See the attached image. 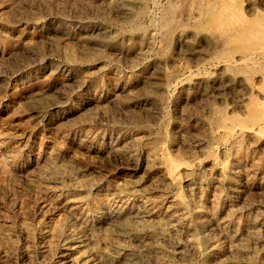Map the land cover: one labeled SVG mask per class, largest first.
Here are the masks:
<instances>
[{
    "label": "rangeland",
    "instance_id": "1",
    "mask_svg": "<svg viewBox=\"0 0 264 264\" xmlns=\"http://www.w3.org/2000/svg\"><path fill=\"white\" fill-rule=\"evenodd\" d=\"M201 1L0 0V264H264V120L249 112L253 99H264V54L230 40L264 0ZM167 6L173 23L178 15L169 30L159 26ZM50 102L58 106L46 115Z\"/></svg>",
    "mask_w": 264,
    "mask_h": 264
},
{
    "label": "bare ground",
    "instance_id": "2",
    "mask_svg": "<svg viewBox=\"0 0 264 264\" xmlns=\"http://www.w3.org/2000/svg\"><path fill=\"white\" fill-rule=\"evenodd\" d=\"M4 1H6V0H4ZM33 1V0H32ZM106 1V0H105ZM126 1H128V2H130V0H126ZM135 1V0H134ZM140 1V0H139ZM155 0H153V2H154ZM180 1V0H179ZM184 1V0H183ZM199 1H201V0H199ZM210 1V0H209ZM258 1V0H257ZM45 2V1H44ZM47 2V1H46ZM49 2V1H48ZM72 2V1H71ZM102 2V1H101ZM168 2H170V1H168ZM190 2V1H189ZM206 2V1H205ZM240 2H242V1H240ZM239 2V3H240ZM13 3V2H12ZM50 3V2H49ZM97 3H98V1H97ZM105 3H107V2H105ZM142 3V2H141ZM181 3H182V1H181ZM199 3V2H198ZM201 3H202V1H201ZM201 3H200V5H201ZM210 3V2H209ZM224 3V2H223ZM234 3V2H233ZM262 3H264V2H262ZM1 4H4V2L3 3H1ZM47 4V6H48V3H46ZM100 4H102V3H100L99 2V4L98 5H100ZM104 4V3H103ZM120 4H123V3H120ZM128 3H126V5H127ZM136 4V3H135ZM134 4V5H135ZM140 4V3H139ZM168 4V3H167ZM173 4V3H172ZM188 4V3H187ZM202 4H204V3H202ZM226 4V3H225ZM225 4H222L223 6L225 5ZM231 4V3H230ZM258 4V3H257ZM261 4V3H260ZM82 5V4H81ZM88 5H91V4H88ZM106 5V4H105ZM108 5V4H107ZM114 5V4H113ZM133 5V4H132ZM145 5V4H144ZM155 5V4H154ZM163 5V4H162ZM199 5V6H200ZM216 5V4H215ZM214 5V6H215ZM234 5V4H233ZM250 5V4H249ZM262 5H264V4H262ZM1 6V5H0ZM46 6V5H45ZM56 6V5H55ZM112 6V5H111ZM123 6V5H122ZM130 6V5H129ZM136 6H138V5H136ZM156 6H157V4H156ZM164 6L165 5H163V8H164ZM172 6V5H171ZM186 6V5H185ZM195 6V5H194ZM228 6V5H227ZM232 6V5H231ZM49 7V6H48ZM48 7H47V9H48ZM58 7V6H57ZM98 7H100V6H98ZM106 7H109V6H105V8ZM113 7V6H112ZM118 7V6H117ZM124 7V6H123ZM122 7V8H123ZM143 7V6H142ZM152 7V6H151ZM174 7V6H173ZM177 7H178V5H177ZM196 7V6H195ZM2 8V7H1ZM53 8H54V6H53ZM86 8V7H85ZM96 8V7H95ZM129 8H131V7H129ZM140 8V7H139ZM161 9H162V7H160ZM183 8V7H182ZM191 9H192V7H190ZM203 8V7H202ZM209 8V7H208ZM207 8V9H208ZM214 8V7H213ZM228 8H230V6H228ZM227 8V9H228ZM20 9V8H19ZM88 9V8H87ZM128 9V8H127ZM133 9V8H132ZM135 9V8H134ZM149 9V8H148ZM174 8H172V7H170V6H167L165 9H164V11L162 12L163 14L161 15V21L159 22L160 23V25L159 26H161L162 27V29H172V27H173V24L176 22V20H177V18H178V15H177V18H176V20L174 21V23H173V20H174V17H173V13L175 12V11H172ZM175 9H176V5H175ZM196 9H198V8H196ZM226 9V8H225ZM224 9V10H225ZM237 9V8H236ZM246 9V8H245ZM57 10H59V9H57ZM89 10V9H88ZM98 10V9H97ZM105 10V9H104ZM107 10V9H106ZM124 10V9H123ZM144 10L145 9H139L135 14H134V16H135V18H139L141 15H143V13H145L144 12ZM163 10V9H162ZM188 10V9H187ZM202 10V9H201ZM242 10V9H241ZM14 11V10H13ZM17 11V10H16ZM19 11H21V10H19ZM19 11H17V13L19 12ZM47 12H48V10H46ZM60 11V10H59ZM96 11V10H95ZM99 11H100V9H99ZM119 11V10H118ZM149 11V10H148ZM147 11V12H148ZM183 11V10H182ZM190 11V10H189ZM208 11H209V9H208ZM207 11V12H208ZM227 11V10H226ZM225 11V12H226ZM231 11H233V9L231 10ZM37 12V11H36ZM51 12H52V10H51ZM55 12V11H54ZM66 12V11H65ZM65 12H63V14H66ZM68 12V11H67ZM86 12H88V11H86ZM85 12V13H86ZM92 13H93V11H91ZM102 14H103V12L104 11H100ZM109 13H110V10L108 11ZM115 12V11H114ZM120 12V11H119ZM122 12V11H121ZM160 12V11H159ZM173 12V13H172ZM176 12H177V10H176ZM191 12V11H190ZM194 12V11H193ZM202 12H204V11H202ZM201 12V13H202ZM224 12V11H223ZM224 12V13H225ZM241 12V11H240ZM19 13H21V12H19ZM18 13V14H19ZM45 13V12H44ZM43 13V14H44ZM58 13V12H57ZM57 13H56V15H57ZM89 13V12H88ZM95 13V12H94ZM105 13V12H104ZM106 13H107V11H106ZM112 13V12H111ZM118 13V12H117ZM183 13V12H182ZM187 13H189V12H187ZM199 13V12H198ZM245 13V12H244ZM53 14V13H52ZM62 14V15H63ZM70 14V13H69ZM108 14V13H107ZM176 14V13H175ZM179 14V13H178ZM194 14V13H193ZM203 14V13H202ZM218 14V13H217ZM243 14V13H242ZM17 15V14H16ZM20 15V14H19ZM22 15V14H21ZM20 15V16H21ZM42 15V14H41ZM47 15V14H46ZM51 15V14H50ZM59 15V14H58ZM78 15V14H77ZM92 15V14H91ZM91 15H89V16H91ZM99 15H100V13H99ZM109 15V14H108ZM147 15H148V13H147ZM159 15V16H160ZM184 15H186V14H184ZM199 15V14H198ZM227 15V14H226ZM225 15V16H226ZM233 15L234 16H230V17H235L236 18V16H237V14H235V13H233ZM236 15V16H235ZM238 15H239V13H238ZM248 15H250V14H248ZM244 16V19H242V23H240L238 26H236L232 31H231V35H230V40L231 41H234V42H241V43H243V48L245 49L246 47L249 49V50H252V51H254V52H260V54H264V11H262V10H259V9H256L255 11H254V13L249 17V16ZM19 16V17H20ZM38 16V15H37ZM60 16V15H59ZM71 16V15H70ZM73 14H72V18H73ZM95 16V15H94ZM105 16V15H104ZM115 16V15H114ZM129 16H130V14H129ZM128 16V17H129ZM194 16V15H193ZM218 16V15H217ZM222 16H224V14L222 15ZM6 16H4V18H5ZM17 17V16H16ZM16 17H15V21H17V22H19L18 20H16ZM26 17V16H25ZM24 17V18H25ZM44 17H45V15H44ZM55 17V16H54ZM60 17H63V16H60ZM65 17V16H64ZM70 17V18H71ZM77 17V16H76ZM87 17H88V15H87ZM86 17V18H87ZM103 17V16H102ZM147 17V16H146ZM151 17L153 18V16L151 15ZM202 17V16H201ZM30 18V17H29ZM34 18V17H33ZM41 18V17H40ZM40 18H39V20H40ZM53 18V17H52ZM66 18V17H65ZM111 18H112V16H111ZM115 18V17H114ZM123 18V17H122ZM150 18V17H149ZM155 18V17H154ZM160 18V17H159ZM183 18H184V16H183ZM191 18V17H190ZM215 18H216V16H215ZM0 19H1V17H0ZM8 19H9V17H8ZM27 19V18H26ZM56 19V18H55ZM83 19V18H82ZM99 19V18H98ZM110 19V18H109ZM125 19V18H124ZM143 19V18H142ZM179 19H180V17H179ZM185 19V18H184ZM198 19H200V18H198ZM221 19V18H220ZM219 19V20H220ZM241 19V18H240ZM240 19H238V21L240 20ZM12 20V19H11ZM35 20V19H34ZM41 20H42V18H41ZM59 20V19H58ZM61 20V19H60ZM63 20H64V18H63ZM89 20V19H88ZM91 20V19H90ZM89 20V21H90ZM121 20H123V19H121ZM128 20V19H127ZM141 20V19H140ZM153 20V19H152ZM151 20V21H152ZM185 20H187V19H185ZM223 19H221V21H222ZM232 20L234 21L235 19L234 18H232ZM8 21V20H7ZM23 21V20H22ZM25 21V20H24ZM55 21V20H54ZM75 22H76V20H74ZM96 21V20H95ZM131 21V20H130ZM157 21H159V20H157ZM196 21V20H195ZM214 21V20H213ZM14 22V21H13ZM26 22V21H25ZM63 22V21H62ZM116 23H117V21H115ZM124 22V21H123ZM153 22V21H152ZM183 22V21H182ZM186 22V21H185ZM193 22H194V20H193ZM196 22H198V21H196ZM216 22V21H215ZM223 22V21H222ZM2 23V22H1ZM7 23V22H6ZM12 23V22H11ZM77 23V22H76ZM98 23H100V22H98ZM121 23V22H120ZM128 23V22H127ZM148 23V22H147ZM151 23V22H150ZM154 23V22H153ZM152 23V24H153ZM157 23V22H156ZM191 23V22H190ZM198 23H202V21L201 22H198ZM44 24V23H43ZM59 24H62V23H58V25ZM83 24V23H82ZM111 24V23H110ZM119 24V23H118ZM130 24V23H129ZM128 24V25H129ZM176 24H180V23H176ZM196 24V23H195ZM205 24V23H204ZM213 24H214V22H213ZM219 24H221V23H219ZM230 24H231V22H230ZM229 24V25H230ZM5 25V24H4ZM3 25V26H4ZM10 25V24H9ZM64 25V24H63ZM102 25V24H101ZM175 25V24H174ZM182 25H183V23H182ZM194 25V24H193ZM192 24H191V26H193ZM198 25V24H197ZM205 25H207V23L205 24ZM237 25V24H236ZM23 26H24V24H23ZM39 26V25H38ZM136 26V25H135ZM156 26V25H155ZM158 26V25H157ZM189 26V25H188ZM196 26V25H195ZM202 26V25H201ZM222 26H224V25H222ZM221 26V27H222ZM20 27V26H19ZM43 27V26H42ZM48 27H49V29H57L56 28V26H55V24L54 23H49L48 24ZM58 27V26H57ZM73 27V26H72ZM81 27V26H80ZM79 27V29H81ZM97 27H99V26H97ZM119 28H120V26H118ZM147 27H148V24H147ZM176 27V26H175ZM174 27V28H175ZM186 28H187V26H185ZM190 27V26H189ZM204 27V26H203ZM31 28H33V27H31ZM61 28V27H60ZM68 28V27H67ZM89 28V27H88ZM94 28V27H93ZM119 28H117V29H119ZM134 28V27H133ZM155 28V27H154ZM183 28V27H182ZM182 28H179V29H182ZM217 28H219V26L217 27ZM26 29V28H25ZM59 29V28H58ZM72 29V28H71ZM92 29V28H91ZM115 29V28H114ZM124 29V28H123ZM122 29V30H123ZM156 29H157V27H156ZM160 27H159V30H162ZM215 29V28H214ZM222 29V28H221ZM224 29V28H223ZM24 30V29H23ZM37 30H38V28H37ZM68 30H70V29H68ZM137 30V29H136ZM159 30L157 31V32H159ZM197 30H199V29H197ZM213 30V29H212ZM225 30V29H224ZM1 31V30H0ZM19 31V30H18ZM33 31V30H32ZM113 31V30H112ZM111 31V32H112ZM126 31V30H125ZM191 31V30H190ZM218 31V30H217ZM34 32V31H33ZM42 32V31H41ZM61 32H63V31H61ZM69 32V31H68ZM75 32V31H74ZM127 32V31H126ZM129 32V31H128ZM171 33H173L172 31H170ZM169 32V33H170ZM196 32V31H195ZM213 32V31H212ZM220 32V31H219ZM223 32V31H222ZM227 32V31H226ZM18 33V32H17ZM20 33V32H19ZM18 33V34H19ZM22 33V32H21ZM28 33H29V31H28ZM54 33V32H53ZM78 33H79V31H78ZM87 33H88V31H87ZM90 33V32H89ZM171 33H170V35H171ZM188 33V32H187ZM204 33V32H203ZM209 33V32H208ZM228 33V32H227ZM55 34V33H54ZM68 34V33H67ZM86 34V33H85ZM91 34V33H90ZM108 34V33H107ZM120 34H122V32L120 33ZM128 34V33H127ZM165 34H166V32H165ZM164 34V35H165ZM180 34V33H179ZM189 34V33H188ZM187 34V35H188ZM211 34V33H210ZM219 34V33H218ZM226 34V33H225ZM51 35V34H50ZM53 35V34H52ZM72 35H74V34H72ZM94 35H96L95 33H94ZM126 35V34H125ZM163 35V34H162ZM176 35H177V33H176ZM206 35V34H205ZM33 36V35H32ZM57 36V35H56ZM55 36V37H56ZM59 36V35H58ZM61 36H64V35H61ZM66 36V35H65ZM84 36V35H83ZM149 36H151L152 37V35H149ZM180 36V35H179ZM179 36H177V37H179ZM202 36V35H201ZM17 37H19V36H17ZM127 37V36H126ZM194 37V36H193ZM192 37V38H193ZM196 37H197V35H196ZM223 37V36H222ZM225 37V36H224ZM229 37V36H228ZM20 38V37H19ZM41 38V37H40ZM43 38V37H42ZM164 38V37H163ZM163 38H160V39H163ZM167 38V37H166ZM186 39H187V37H185ZM217 38H219V37H217ZM226 38H227V36H226ZM225 38V39H226ZM17 39V38H16ZM47 39V38H46ZM82 39V38H81ZM129 39H130V35H129ZM168 39V38H167ZM182 39V38H181ZM203 39V38H202ZM224 39V38H223ZM222 39V40H223ZM0 40H2V39H0ZM72 40V39H71ZM83 40V39H82ZM81 40V41H82ZM121 40V39H120ZM148 40V39H147ZM146 40V41H147ZM153 40V39H152ZM175 40V39H174ZM184 40V39H183ZM14 41V40H13ZM18 41V40H17ZM16 41V42H17ZM42 41V39L39 41V42H41ZM58 41H60V40H58ZM78 41V40H77ZM132 41H133V38L131 39V43H132ZM137 41V40H136ZM139 41V40H138ZM141 41V40H140ZM149 41H150V39H149ZM155 41V40H154ZM166 41V40H165ZM192 41V40H191ZM195 41V40H194ZM206 41H207V39H206ZM209 41H210V39H209ZM215 41V40H214ZM217 41V40H216ZM221 41V39L218 41V44H219V42ZM44 42H46V41H44ZM51 42V41H50ZM54 42V41H53ZM86 42H88V41H86ZM121 42V41H120ZM126 42H127V40H126ZM156 42V41H155ZM176 43H177V40L175 41ZM1 43V42H0ZM18 43V42H17ZM47 43V42H46ZM55 43V42H54ZM82 43V42H81ZM84 43V42H83ZM144 43H145V40H144ZM166 43H167V41H166ZM170 43V42H169ZM185 43V42H184ZM203 43H205V41L203 42ZM212 43V42H211ZM215 43H217V42H215ZM48 44V43H47ZM51 44V43H50ZM89 44V43H88ZM125 43H123V45H124ZM129 44V43H128ZM141 44V43H140ZM149 43H147V45H148ZM159 44V43H158ZM179 44V43H178ZM195 44V43H194ZM193 44V45H194ZM218 44H217V46H218ZM229 44V43H228ZM76 45V44H75ZM134 45V44H133ZM144 45V44H143ZM142 45V46H143ZM153 45H154V43H153ZM187 45V44H186ZM186 45H184V46H186ZM205 45V44H204ZM230 45V44H229ZM229 45H228V47H229ZM232 45V44H231ZM240 45H242V44H240ZM126 46V45H125ZM136 46V45H135ZM162 46H164V45H162ZM182 46V45H181ZM189 46H190V43H189ZM192 46V45H191ZM203 46V45H202ZM216 46V47H217ZM225 46H227V45H224V47ZM244 46H246V47H244ZM22 47V46H21ZM24 47V46H23ZM31 47H33V46H31ZM52 47H53V45H52ZM61 47V46H60ZM75 47V46H74ZM93 47V46H92ZM96 47V46H95ZM129 47H131V46H129ZM156 47H157V45H156ZM204 47V46H203ZM232 47V46H231ZM38 48V47H37ZM54 48V47H53ZM63 48V47H62ZM61 48V49H62ZM65 48L67 49V46H65ZM99 48H101V47H99ZM123 48V47H122ZM154 48V47H153ZM188 48V47H187ZM21 49V48H20ZM25 49V48H24ZM35 49V48H34ZM55 49V48H54ZM57 49H58V47H57ZM91 49V48H90ZM102 49V48H101ZM104 49H105V47H104ZM145 49V48H144ZM189 49V48H188ZM187 49V50H188ZM191 49V48H190ZM209 49V48H208ZM207 49V50H208ZM226 49V48H225ZM228 49V48H227ZM232 50H233V48H231ZM231 49H229V51L231 50ZM238 49H241L239 46H238ZM243 49V50H244ZM26 50V49H25ZM24 50V51H25ZM32 50V49H31ZM39 50H40V48H39ZM44 50V49H43ZM74 50V49H73ZM86 50V49H85ZM89 50V49H88ZM87 50V51H88ZM92 50H94V49H92ZM147 50V49H146ZM152 50V49H151ZM150 50V51H151ZM181 50V49H180ZM213 50V49H212ZM215 50V49H214ZM224 50V49H223ZM236 50V49H235ZM247 50V49H246ZM245 50V51H246ZM28 51H30V49H28ZM48 51V50H47ZM62 51H64V50H62ZM67 51V50H66ZM76 51V50H75ZM114 51V50H113ZM128 51V50H127ZM204 51H205V49H204ZM211 51V50H210ZM243 52V53H246V52ZM26 52V51H25ZM38 52V51H37ZM49 52V51H48ZM57 52V51H56ZM59 52H61V51H59ZM88 52H90V51H88ZM97 52V51H96ZM110 52V51H109ZM121 52V51H120ZM120 52H118L117 51V53H120ZM142 52H143V50H142ZM148 52V51H147ZM177 52H178V47H177ZM187 52V51H186ZM209 52V51H208ZM207 52V53H208ZM219 52H220V50L218 51V52H216L217 54H219ZM221 52H222V50H221ZM221 52H220V54H221ZM237 52V51H236ZM44 53V52H43ZM63 53V52H62ZM67 53H68V51H67ZM85 53H86V51H85ZM150 53V52H149ZM155 53V52H154ZM163 54L165 53V51H163L162 52ZM161 53V54H162ZM198 53H199V51H198ZM211 53V52H210ZM224 53V52H223ZM249 53V52H248ZM247 53V54H248ZM251 53V52H250ZM40 54V53H39ZM46 54V53H45ZM72 54V53H71ZM80 54V53H79ZM82 54H84V52H82L81 53V55ZM105 54H106V52H105ZM180 54V53H179ZM217 54H215V55H217ZM36 55V54H35ZM34 55V56H35ZM61 55V54H60ZM91 55V54H90ZM102 55V54H101ZM110 55V54H109ZM154 55V54H153ZM165 55V54H164ZM178 55V54H177ZM204 55V54H203ZM209 55V54H208ZM224 55H225V53H224ZM258 55V54H257ZM17 55H15V57H16ZM34 56H33V58H34ZM46 56V55H45ZM63 56H65L64 55V53H63ZM66 56H67V54H66ZM65 56V57H66ZM70 56V55H69ZM72 56V55H71ZM94 56H96V55H94ZM126 56V55H125ZM167 55H165V57H166ZM214 56V55H213ZM219 56V55H218ZM223 56V55H222ZM221 56V57H222ZM227 56H228V54H227ZM229 56H231L230 54H229ZM232 56H235L234 54L232 55ZM231 56V57H232ZM38 57V56H37ZM89 57V56H88ZM109 57V56H108ZM107 57V58H108ZM129 57V56H128ZM127 57V58H128ZM131 57H133L132 55H131ZM131 57H129V58H131ZM135 57V56H134ZM145 57V56H144ZM172 57V56H171ZM173 57H174V55H173ZM193 57V56H192ZM198 57V56H197ZM220 57V59H222ZM247 57V56H246ZM253 57V56H252ZM257 57V56H256ZM263 57H264V55H263ZM17 58V57H16ZM70 58H72V57H70ZM87 58V57H86ZM102 58V57H101ZM103 58H104V56H103ZM141 58H143V57H141ZM159 58V57H158ZM160 58H162V55H161V57ZM160 58H159V60H160ZM179 58V57H178ZM183 58V57H182ZM181 58V59H182ZM186 58V57H185ZM200 58V57H199ZM214 59H215V57H213ZM244 58H245V56H244ZM261 58V57H260ZM38 59V58H37ZM48 59H49V57H48ZM67 59V58H66ZM76 58H74V60H75ZM77 59H79V57L77 58ZM106 59V58H105ZM195 59V58H194ZM193 59V60H194ZM210 59V58H209ZM229 59H231V61H232V58H229ZM241 59H243V58H241ZM240 59V60H241ZM71 60V59H70ZM99 60H101V59H99ZM127 60V59H126ZM129 60V59H128ZM136 60H139V61H141L140 60V58L138 59H136ZM170 60V59H169ZM176 60V59H175ZM199 60V59H198ZM205 60H206V58H205ZM207 60H208V57H207ZM206 60V61H207ZM234 60V59H233ZM238 60V59H237ZM247 60V59H246ZM244 61V62H246V64H247V61ZM258 60V59H257ZM257 60H255V62L257 61ZM263 60V59H262ZM43 61V60H42ZM81 61V60H80ZM102 61V60H101ZM130 61V60H129ZM131 61H133V60H131ZM203 61V60H202ZM212 61H213V59H212ZM217 61H219V60H217ZM220 61H222V60H220ZM228 61V60H227ZM235 61V60H234ZM254 61V60H253ZM259 61V63L258 64H260V60H258ZM37 62H38V60H37ZM71 62V61H70ZM97 62V61H96ZM128 62V61H127ZM158 62V61H157ZM174 62H176V61H174ZM173 62V63H174ZM180 62V61H179ZM182 62V61H181ZM185 62V61H184ZM199 62V61H198ZM203 62H205V61H203ZM210 62H211V60H210ZM230 62V61H229ZM229 62H227V64H229ZM243 62V61H242ZM243 62V63H244ZM249 62H251L250 60H249ZM263 62V61H262ZM27 63V62H26ZM71 63H73V62H71ZM77 63V62H76ZM80 63V62H79ZM87 63V62H86ZM89 63V62H88ZM100 63V62H99ZM160 63V62H159ZM172 63V62H171ZM171 63H170V65H171ZM178 63V62H177ZM187 63V62H186ZM195 63V62H194ZM206 63H208V62H206ZM205 63V64H206ZM223 63V62H222ZM221 63V64H222ZM226 63V62H225ZM233 63V62H232ZM236 64L235 65H237V61L235 62ZM252 63V62H251ZM1 64V63H0ZM24 64V63H23ZM23 64L22 65H20V67L21 66H23ZM44 64V63H43ZM52 64V63H51ZM85 64V63H84ZM105 64V63H104ZM166 64V63H165ZM181 64V63H180ZM188 64V63H187ZM186 64V65H187ZM198 64V63H197ZM202 64V63H201ZM200 64V65H201ZM214 64V63H213ZM256 64H257V62H256ZM264 64V63H263ZM50 65V64H49ZM150 65V64H149ZM175 65H177V64H175ZM216 65V64H215ZM218 65V64H217ZM234 65V64H233ZM1 66V65H0ZM27 66V65H26ZM29 66V65H28ZM58 66V65H57ZM73 66V65H72ZM84 66V65H83ZM129 66V65H128ZM131 66H132V64H131ZM138 66V65H137ZM136 66V67H137ZM147 66V65H146ZM167 66V65H166ZM201 66H203V65H201ZM205 66V65H204ZM223 66H224V64H223ZM222 66V67H223ZM231 66V65H230ZM229 66V67H230ZM251 66V65H250ZM257 66V65H256ZM255 66V67H256ZM262 66V65H261ZM17 67H19V66H17ZM16 67V68H17ZM24 67V66H23ZM22 67V68H23ZM56 67V66H55ZM95 67V66H94ZM98 67H99V65H98ZM150 67V66H149ZM171 67H173V66H171ZM179 67V66H178ZM198 67H200L199 65H198ZM215 67V66H214ZM217 67V66H216ZM228 67V66H227ZM228 67V68H229ZM237 67V66H236ZM240 68H241V66H239ZM16 68H14L15 70H17ZM21 68V69H22ZM58 68H60V67H58ZM70 68V67H69ZM72 68H74V67H72ZM89 68V67H88ZM87 68V69H88ZM101 68V67H100ZM182 68V67H181ZM203 68H205V67H203ZM233 68V67H232ZM232 68H230L231 70H233ZM242 68H243V66H242ZM256 68H258V67H256ZM20 69V70H21ZM93 69V68H92ZM127 69V68H126ZM170 69V68H169ZM175 69V68H174ZM206 69V68H205ZM215 69V68H214ZM218 69V68H217ZM237 69V68H236ZM244 69H245V66H244ZM246 69H248V67L246 68ZM2 71H3V69H1ZM61 70V69H60ZM68 70V69H67ZM115 70V69H114ZM145 70V69H144ZM147 70V69H146ZM168 70V69H167ZM207 70V69H206ZM235 70V69H234ZM240 70V69H239ZM249 70H252V69H248V71ZM253 70H254V68H253ZM256 70V69H255ZM62 71H63V69H62ZM75 71V70H74ZM73 71V72H74ZM77 71V70H76ZM117 71H118V69H117ZM120 71V70H119ZM150 71V70H149ZM166 71V70H165ZM178 71H179V69H178ZM184 71V70H183ZM203 71H204V69H203ZM213 71V70H212ZM212 71H211V73H212ZM230 71V70H229ZM228 71V72H229ZM236 71H238V70H236ZM235 71V72H236ZM242 71V70H241ZM244 71V70H243ZM243 71L242 72H240L241 74H243ZM247 71V72H248ZM262 71V70H261ZM260 71V72H261ZM17 72V71H16ZM78 72V71H77ZM116 72V71H115ZM144 72H146V71H144ZM172 72V71H171ZM182 72V71H181ZM206 72V71H205ZM221 72V71H220ZM234 72V71H233ZM239 72V71H238ZM238 72H236L237 73V75H238ZM246 72V71H245ZM250 72V71H249ZM256 72H257V70H256ZM259 72V71H258ZM257 72V73H258ZM114 73V72H113ZM169 72H167V74H168ZM173 73V72H172ZM178 73V75H179V73H180V71L179 72H177ZM202 73V72H201ZM206 73H208V72H206ZM214 73V72H213ZM225 73V72H224ZM253 73H254V71H253ZM15 74H17V73H15ZM14 74V75H15ZM61 74H62V72H61ZM60 73H59V75H61ZM64 74V73H63ZM121 74V73H120ZM174 74V73H173ZM181 74V73H180ZM194 74V73H193ZM200 73H198L197 75H199ZM220 74V73H219ZM233 74V73H232ZM255 74V73H254ZM259 74V73H258ZM4 75V74H3ZM7 75V74H6ZM9 75V74H8ZM13 75V76H14ZM54 75V74H53ZM65 75L66 74H64L63 76L65 77ZM204 75V74H203ZM208 75V74H207ZM206 75V76H207ZM230 75V74H229ZM247 75V74H246ZM248 75H249V73H248ZM261 75H263V74H261ZM135 76V75H134ZM164 76L166 77L167 75H166V73H164ZM172 76V75H171ZM176 76V75H175ZM251 76V75H250ZM249 76V77H250ZM254 76V75H253ZM257 76V75H256ZM59 77H61V76H59ZM167 77H169V76H167ZM173 77V76H172ZM172 77H170V80H171V78ZM209 77V76H208ZM213 77V76H212ZM236 77V76H235ZM63 78V77H62ZM95 78V77H94ZM180 78V77H179ZM190 78V77H189ZM188 78V79H189ZM217 78V77H216ZM216 78H214V79H216ZM227 78V77H226ZM229 78V77H228ZM233 78V77H232ZM252 78V77H251ZM262 78V77H261ZM26 79V78H25ZM129 79V78H128ZM127 79V80H128ZM137 79V78H136ZM144 79V78H143ZM164 79V78H163ZM177 79V78H176ZM192 79V78H191ZM207 79V78H206ZM212 79V78H211ZM213 79V80H214ZM220 79H221V77H220ZM247 79V78H246ZM254 79V78H253ZM74 80V79H73ZM84 80V79H83ZM89 80V79H88ZM125 80H126V78H125ZM185 80H187V79H185ZM249 80V79H248ZM129 81V80H128ZM145 81V80H144ZM168 81V80H167ZM172 81V80H171ZM192 81H193V79H192ZM204 81V80H203ZM212 81V80H211ZM229 81V80H228ZM261 81H263V79L261 80ZM24 82V81H23ZM147 82V81H146ZM209 82V81H208ZM237 82V81H236ZM249 82V81H248ZM247 82V83H248ZM252 82V81H251ZM41 83V82H40ZM65 83V82H64ZM68 83H69V81H68ZM180 83V82H179ZM187 83H189V82H187ZM222 83V82H221ZM239 83H241V82H239ZM84 84V83H83ZM125 84V83H124ZM135 84V83H134ZM166 84V83H165ZM167 84H169V83H167ZM166 84V85H167ZM228 84V83H227ZM226 84V85H227ZM230 84V83H229ZM38 85V84H37ZM67 85V84H66ZM102 85V84H101ZM100 85V86H101ZM143 85V84H142ZM230 85H232V84H230ZM240 85V84H239ZM264 85V84H263ZM64 86H65V84H64ZM74 86V85H73ZM73 86H72V88H73ZM83 86V85H82ZM99 86V87H100ZM144 86V85H143ZM165 86V85H164ZM199 86V85H198ZM216 86V85H215ZM225 86V85H224ZM249 86V85H248ZM62 87V86H61ZM68 87V86H67ZM66 87V88H67ZM70 87V86H69ZM68 87V88H69ZM116 87V86H115ZM138 87H140V86H137V88ZM187 87V86H186ZM194 87V86H193ZM231 87V86H230ZM229 87V88H230ZM240 87V86H239ZM244 87V86H243ZM247 87V86H246ZM262 87V86H261ZM75 88V87H74ZM167 88H168V85H167ZM166 88V89H167ZM179 88V87H178ZM189 88V87H188ZM216 88V87H215ZM226 88H227V86H226ZM56 89H58L59 90V88H56ZM60 89H62V88H60ZM87 89V88H86ZM96 89V88H95ZM130 89V88H129ZM187 89V88H186ZM191 89V88H190ZM250 89V88H249ZM258 89V88H257ZM256 89V90H257ZM68 90V89H67ZM71 90V89H70ZM69 90V91H70ZM75 90V89H74ZM134 90V89H133ZM140 90V89H139ZM142 90V89H141ZM244 90V89H243ZM251 90H252V88H251ZM60 91V90H59ZM122 91V90H121ZM126 91H128V90H126ZM228 91H230V90H228ZM233 91V90H232ZM231 91V92H232ZM235 91H236V89H235ZM64 92V91H63ZM83 92V91H82ZM163 92V91H162ZM193 92V91H192ZM198 92V91H197ZM65 93V92H64ZM78 93V92H77ZM116 93V92H115ZM132 93V92H131ZM140 93H141V91H140ZM166 93H167V91H166ZM207 93V92H206ZM218 93V92H217ZM228 93V92H227ZM233 93V92H232ZM251 93H252V91H251ZM258 93V92H257ZM263 93V92H262ZM72 94V93H71ZM145 94V93H144ZM161 94V91H160V93L158 94V95H160ZM186 94H188V93H186ZM202 94V93H201ZM209 94V93H208ZM260 94V93H259ZM116 95V94H115ZM126 95H127V92H126ZM134 95V94H133ZM151 95H152V93H151ZM240 95V94H239ZM258 95V94H257ZM263 95V94H262ZM64 96V95H63ZM93 96H94V94H93ZM166 96V95H165ZM176 96V95H175ZM195 96V95H194ZM234 96V95H233ZM245 96V95H244ZM251 96V95H250ZM66 97V96H65ZM88 97V96H87ZM100 97V96H99ZM114 97V96H113ZM117 97V96H116ZM124 97H125V94H124ZM139 96H137L136 98H138ZM161 97V96H160ZM205 97H206V95H205ZM228 97V96H227ZM248 97V96H247ZM263 97V96H262ZM140 98V97H139ZM138 98V99H139ZM144 98V97H143ZM188 98V97H187ZM198 98H200V97H198ZM201 98H203L202 96H201ZM239 98V97H238ZM67 99V98H66ZM100 99V98H99ZM127 99V98H126ZM134 99H135V97H134ZM141 99V98H140ZM156 99V98H155ZM164 98L162 97V100H163ZM166 99V98H165ZM186 99V98H185ZM250 98H248V100H249ZM260 99H262L261 97H260ZM259 99V100H260ZM76 100V99H75ZM118 100V99H117ZM158 100V99H157ZM248 100H247V102H248ZM259 100H256V99H253L252 101H251V103L249 104V112L251 113V117H252V119H256V120H258V119H262V121L264 120V99L263 100H261V101H259ZM70 101V100H69ZM68 100H67V102H69ZM164 101V100H163ZM188 101V100H187ZM186 101V102H187ZM194 101V100H193ZM195 101H196V99H195ZM201 101V100H200ZM206 101V100H205ZM64 103H65V101H63ZM62 102V103H63ZM109 102V101H108ZM131 102V101H130ZM152 102V101H151ZM161 101H159V103H160ZM202 102V101H201ZM233 102H234V100H233ZM250 102V101H249ZM248 102V103H249ZM51 103V102H50ZM63 103V104H64ZM73 103V102H72ZM94 103H96V102H94ZM114 103V102H113ZM165 103V102H164ZM60 104V103H59ZM110 104V103H109ZM117 104V103H116ZM125 104V103H124ZM145 104V103H144ZM163 104V102L161 103V105ZM67 105V104H66ZM65 105V106H66ZM73 105V104H72ZM79 105V104H78ZM83 105V104H82ZM95 105V104H94ZM94 105H92V106H94ZM111 105H113V104H111ZM115 105V104H114ZM120 105V104H119ZM138 105V104H137ZM149 105V104H148ZM169 105V104H168ZM247 105V104H246ZM245 105V106H246ZM45 106V105H44ZM58 105H57V103L56 102H53V103H51L48 107H47V109H46V115L48 114V113H50V112H52L54 109H56V107H57ZM91 106V105H90ZM98 106V105H97ZM100 106V105H99ZM130 106V105H129ZM147 106V105H146ZM217 106V105H216ZM234 106V105H233ZM236 106V105H235ZM40 107V106H39ZM43 107V106H42ZM89 107V106H88ZM95 107V106H94ZM134 107V106H133ZM163 107V106H162ZM212 107V106H211ZM211 107H209V108H211ZM240 107V106H239ZM238 107V108H239ZM70 108V107H69ZM79 108V107H78ZM86 108V107H85ZM101 108V107H100ZM127 108V107H126ZM167 108V107H166ZM178 108H180V107H178ZM42 109V108H41ZM90 109V108H89ZM96 109H97V107H96ZM119 109V108H118ZM135 109V108H134ZM215 109V108H214ZM38 110V109H37ZM40 110V109H39ZM44 110V109H43ZM43 110H42V112H43ZM59 110V109H58ZM87 110V109H86ZM139 110V109H138ZM185 110V109H184ZM211 110V109H210ZM210 110H209V112H210ZM236 110V109H235ZM243 110H244V108H243ZM100 111V110H99ZM168 111H170V110H168ZM225 111H227V110H225ZM55 112V111H54ZM144 113H145V111H143ZM214 112V111H213ZM243 112V111H242ZM245 112V111H244ZM247 112V111H246ZM76 113V112H75ZM80 113L81 112H79V115H80ZM157 113V112H156ZM215 114H216V112H214ZM230 113V112H229ZM57 114V113H56ZM71 114V113H70ZM140 114V113H139ZM214 114V115H215ZM247 114V113H246ZM60 115V114H59ZM137 115H138V113H137ZM136 115V116H137ZM167 115V114H166ZM166 115H165V117H166ZM232 115V114H231ZM245 115V114H244ZM244 115H243V117H244ZM40 116H42L41 114H40ZM54 116V115H53ZM90 116V115H89ZM105 116V115H104ZM140 116V115H139ZM159 116V115H158ZM168 116H169V114H168ZM223 116V115H222ZM234 116V115H233ZM238 116V115H237ZM75 117V116H74ZM134 117V116H133ZM138 117V116H137ZM161 117V116H160ZM186 117V116H185ZM50 118V117H49ZM68 118V117H67ZM152 118H154V117H152ZM156 118V117H155ZM159 118V117H158ZM164 118V117H163ZM223 118V117H222ZM229 118V117H228ZM240 118V117H239ZM238 118V119H239ZM41 119V118H40ZM43 119V118H42ZM58 119V118H57ZM109 119V118H108ZM145 119V118H144ZM224 119H225V117H224ZM230 119V118H229ZM248 119V118H247ZM246 119V120H247ZM66 120V119H65ZM135 120V119H134ZM137 120V119H136ZM140 120V119H139ZM153 120V119H152ZM155 120V119H154ZM157 120V119H156ZM226 120V119H225ZM228 120V119H227ZM240 120H242V119H240ZM255 120V121H256ZM42 121V120H41ZM171 121V120H170ZM251 121V120H250ZM249 121V122H250ZM261 121V122H262ZM247 122V121H246ZM259 123H260V121H258ZM68 123V122H67ZM79 124L80 123H82V121L81 122H78ZM114 123V122H113ZM145 123V122H144ZM147 123V122H146ZM223 123V122H222ZM240 123V122H239ZM253 123V122H252ZM79 124H77V125H79ZM115 124H117V123H115ZM135 124V123H134ZM142 124V122L140 123V125ZM169 124H170V122H169ZM219 123H217V125H218ZM228 124V123H227ZM236 124V123H235ZM234 124V125H235ZM246 124V123H245ZM254 124V123H253ZM139 125V126H140ZM143 125V124H142ZM189 125V124H188ZM251 126H252V124H250ZM145 126V125H144ZM215 126V125H214ZM228 126V125H227ZM237 126V125H236ZM242 126H244V124L242 125ZM246 126V125H245ZM244 126V127H245ZM257 126V125H256ZM264 126V125H263ZM61 127V126H60ZM167 127V126H166ZM230 127V126H229ZM254 126H252L251 128H253ZM78 128V127H77ZM239 128V127H238ZM243 128V127H242ZM242 128H240V129H242ZM247 128V126L245 127V129ZM255 128V127H254ZM262 128V127H261ZM261 128H259L260 130H261ZM60 129V128H59ZM168 129V128H167ZM223 129H225V128H223ZM248 129V128H247ZM250 129V128H249ZM65 130V129H64ZM219 130V129H218ZM222 130V129H221ZM226 130H228V129H226ZM236 130V129H235ZM234 131V130H233ZM232 131V132H233ZM257 131V130H256ZM84 132V131H83ZM87 132V131H86ZM169 132V131H168ZM69 133V132H68ZM228 133V132H227ZM66 134V133H65ZM76 134V133H75ZM84 134V133H83ZM230 134V133H229ZM70 135V134H69ZM88 135V134H87ZM227 135V134H226ZM263 135V134H262ZM95 136H97V135H95ZM103 136V135H102ZM119 136V135H118ZM117 136V137H118ZM227 136H229V135H227ZM264 136V135H263ZM87 136H85V138H86ZM93 137V136H92ZM109 137V136H108ZM95 138V137H94ZM110 138V137H109ZM74 139V138H73ZM87 139V138H86ZM96 139V138H95ZM117 139V138H116ZM109 140V139H108ZM115 139H113V141H114ZM127 140V139H126ZM125 140V141H126ZM80 141V140H79ZM82 141V140H81ZM83 141H84V139H83ZM101 143H103V142H101ZM93 144V143H92ZM112 145V144H111ZM88 146V145H87ZM95 146V145H94ZM89 148H90V146H88ZM99 147V146H98ZM165 147H166V145H165ZM113 148V147H112ZM112 148H110V149H112ZM162 148H163V146H162ZM167 148V147H166ZM166 148H164V149H166ZM109 149V148H108ZM95 150V149H94ZM99 150V149H98ZM118 150V149H117ZM124 150V149H123ZM4 150H2V152H3ZM113 151V150H112ZM111 151V152H112ZM7 152V151H6ZM11 152V151H10ZM9 152V153H10ZM161 152V151H160ZM8 153V154H9ZM128 153V152H127ZM167 153V152H166ZM165 153V154H166ZM20 154V153H19ZM41 154V153H40ZM126 154V153H125ZM124 154V155H125ZM169 154H170V152H169ZM7 155V154H6ZM5 155V156H6ZM171 155V154H170ZM12 156H14V155H12ZM47 156V155H46ZM166 156H167V154H166ZM24 157V156H23ZM28 157V156H27ZM170 157V156H169ZM42 158V157H41ZM55 158V157H54ZM10 159V158H9ZM36 159H37V157H36ZM35 159V160H36ZM56 159V158H55ZM168 160H169V163H170V176H171V178L172 179H176L177 178V176L179 175L178 174V168H177V165H175V163L173 162L174 160H172V159H169V158H167ZM173 159H174V157H173ZM160 160V159H159ZM161 161V160H160ZM175 161H177V159H175ZM6 162V161H5ZM45 162V161H44ZM45 163H47V162H45ZM49 163V162H48ZM177 163V162H176ZM186 163V162H185ZM53 164V163H52ZM24 165V164H23ZM161 165V164H160ZM165 167V166H164ZM182 167H183V165H182ZM185 167H187V166H185ZM6 168V167H5ZM166 168H168V167H166ZM165 168V169H166ZM190 168V167H189ZM48 169V168H47ZM55 169V168H54ZM64 169V168H63ZM163 169V168H162ZM164 169V170H165ZM168 169V170H169ZM186 170H188V169H186ZM46 171V170H45ZM50 172V171H49ZM46 173H47V171H46ZM167 174V173H166ZM56 175V174H55ZM54 176V175H53ZM59 176V175H58ZM167 176V175H166ZM56 177H57V175H56ZM55 177V178H56ZM54 178V179H55ZM60 178V177H59ZM62 178V177H61ZM63 179V178H62ZM61 179V180H62ZM177 180V179H176ZM173 181H175V180H173ZM55 182V181H54ZM57 182V181H56ZM176 183H177V181H176ZM172 184V183H171ZM174 185V184H173ZM172 185V186H173ZM78 187V186H77ZM69 188V187H68ZM72 188V187H71ZM78 188H81V190H82V187H78ZM88 188V187H87ZM115 188V187H114ZM176 188V187H175ZM174 188V189H175ZM67 189V188H66ZM65 189V190H66ZM107 189V188H106ZM180 189H181V187H180ZM56 190V189H55ZM64 190V189H63ZM110 190V189H109ZM117 190V189H116ZM176 190V189H175ZM56 191H58V190H56ZM85 191H86V189H85ZM62 192V191H61ZM80 192V191H79ZM54 193V192H53ZM63 193V192H62ZM76 193V192H75ZM77 194V193H76ZM85 194V193H84ZM51 195V194H50ZM75 195V194H74ZM79 195V194H78ZM122 195V194H121ZM175 195V194H174ZM56 196V195H55ZM58 196V195H57ZM63 196V195H62ZM67 196V195H66ZM69 196V195H68ZM85 196V195H84ZM86 196H88V194L86 195ZM85 196V197H86ZM179 196H180V193H179ZM59 197V196H58ZM84 197V198H85ZM80 198H82V196L80 197ZM175 198V197H174ZM182 198V197H181ZM61 200V199H60ZM75 200V199H74ZM78 200V199H77ZM86 200V199H85ZM105 200V199H104ZM83 201H84V199H83ZM70 202V201H69ZM80 202H82V201H80ZM103 202V201H102ZM124 202V201H123ZM127 202V201H126ZM184 202V201H183ZM182 202V203H183ZM71 203V202H70ZM69 203V204H70ZM109 203V202H108ZM132 203V202H131ZM181 203V202H180ZM179 203V204H180ZM78 205H79V203H77ZM127 203H125V205H126ZM184 204V203H183ZM66 205V204H65ZM123 205V204H122ZM132 205V204H131ZM70 206V205H69ZM128 206V205H127ZM130 206V205H129ZM144 206V205H143ZM183 206V205H182ZM70 207H72V206H70ZM134 207V206H133ZM69 208V207H68ZM76 208V207H75ZM78 208V207H77ZM124 209H125V207H123ZM138 208V207H137ZM40 209V208H39ZM88 209V208H87ZM111 209V208H110ZM121 209V208H120ZM82 210H83V208H82ZM89 210V209H88ZM74 211V210H73ZM94 211V210H93ZM92 211V212H93ZM111 211V210H110ZM119 211V210H118ZM133 211V210H132ZM139 211V210H138ZM69 212V211H68ZM80 212V211H79ZM78 212V213H79ZM89 212V211H88ZM87 212V213H88ZM103 210H100L99 212H97V213H99L98 215H97V218H100V217H102L103 216ZM71 213V212H70ZM74 213V212H73ZM112 213V212H111ZM128 213V212H127ZM133 213V212H132ZM108 214V213H107ZM113 214V213H112ZM139 214V213H138ZM80 215V214H79ZM87 215V214H86ZM85 215V216H86ZM119 215V214H118ZM121 215V214H120ZM115 216H117V215H115ZM84 217V216H83ZM87 217V216H86ZM109 217V216H108ZM112 217V216H111ZM63 218V217H62ZM91 218V217H90ZM116 218V217H115ZM137 218V217H136ZM87 219H88V217H87ZM121 219V218H120ZM79 220V219H78ZM66 221V220H65ZM109 221H111V220H109ZM113 221V220H112ZM76 222H77V220H76ZM90 222V221H89ZM71 223V222H70ZM80 223V222H79ZM83 223H84V221H83ZM110 223V222H109ZM115 223V222H114ZM54 224V223H53ZM85 224V223H84ZM116 224H114V226H115ZM125 226V225H124ZM122 227V226H121ZM134 227V226H133ZM140 227V226H139ZM44 228V227H43ZM42 227H41V229H43ZM86 228V227H85ZM120 228V227H119ZM118 228V229H119ZM126 228V227H125ZM142 228V227H141ZM89 229V228H88ZM117 229V228H116ZM133 229V228H132ZM147 229V228H146ZM0 230H1V228H0ZM11 229H9V231H10ZM61 230H62V228H61ZM64 230V229H63ZM75 230V229H74ZM90 230V229H89ZM134 230V229H133ZM2 231V230H1ZM39 231V230H38ZM129 231V230H128ZM4 232V231H3ZM13 232H15V229H14V231ZM63 232V231H62ZM73 232V231H72ZM133 232V231H132ZM65 233H66V231H65ZM67 233H69L68 231H67ZM71 233V232H70ZM57 234V233H56ZM60 234V233H59ZM90 234V233H89ZM127 234V233H126ZM129 234V233H128ZM131 235V234H130ZM134 235V234H133ZM59 236V235H58ZM80 236V235H79ZM78 236V237H79ZM60 238V237H59ZM63 238V237H62ZM70 238V237H69ZM135 238V237H134ZM41 239V238H40ZM42 240V239H41ZM50 240V239H49ZM48 241V240H47ZM81 242V241H80ZM69 243V242H68ZM85 244V243H84ZM41 246V245H40ZM45 247V246H44ZM41 248V247H40ZM38 249V248H37ZM76 249V248H75ZM82 249V248H81ZM84 250V249H83ZM38 251V250H37ZM71 251V250H70ZM86 251V250H85ZM84 251V252H85ZM64 252H66V251H64ZM69 252V251H68ZM67 252V253H68ZM76 252V251H75ZM78 253V252H77ZM40 254V253H39ZM60 254V253H59ZM62 254V253H61ZM64 254V253H63ZM73 254H74V252H73ZM86 254H88V253H86ZM126 255V254H125ZM67 256V255H66ZM89 256V255H88ZM76 257V256H75ZM77 257H79V256H77ZM85 257V256H84ZM124 257V256H123ZM128 257V256H127ZM67 258V257H66ZM72 258V257H71ZM92 258H93V256H92ZM95 258V257H94ZM97 259V258H96ZM95 259V260H96ZM120 259V258H119ZM122 259V258H121ZM124 259V258H123ZM127 259V258H126ZM59 260V259H58ZM57 260V261H58ZM73 260V259H72ZM86 260H88V259H86ZM91 260V259H90ZM89 260V261H90ZM125 260V259H124ZM56 262V261H55ZM60 262L61 263H65L66 262V260L64 259V258H61V260H60ZM82 262H83V260H82ZM82 262L80 263V264H82ZM109 262H111V260L109 261ZM108 262V263H109ZM123 262H125L126 263V261H123ZM51 263V262H50ZM59 263V262H58ZM57 263V264H58ZM70 263V262H69ZM74 263V262H73ZM78 263V262H77ZM76 263V264H77ZM93 263H95V262H93ZM56 264V263H55ZM66 264V263H65ZM107 264V263H106ZM112 264V263H111Z\"/></svg>",
    "mask_w": 264,
    "mask_h": 264
}]
</instances>
